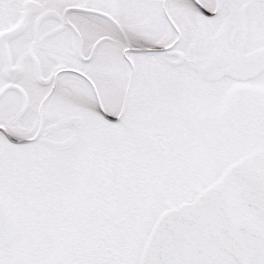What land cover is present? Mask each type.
<instances>
[{
    "label": "snow or ice",
    "instance_id": "obj_1",
    "mask_svg": "<svg viewBox=\"0 0 264 264\" xmlns=\"http://www.w3.org/2000/svg\"><path fill=\"white\" fill-rule=\"evenodd\" d=\"M0 264H264V0H0Z\"/></svg>",
    "mask_w": 264,
    "mask_h": 264
}]
</instances>
